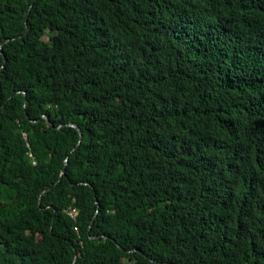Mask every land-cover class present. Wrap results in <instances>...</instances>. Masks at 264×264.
Masks as SVG:
<instances>
[{"label":"trees","instance_id":"1","mask_svg":"<svg viewBox=\"0 0 264 264\" xmlns=\"http://www.w3.org/2000/svg\"><path fill=\"white\" fill-rule=\"evenodd\" d=\"M0 47V264H264V0H0Z\"/></svg>","mask_w":264,"mask_h":264},{"label":"water","instance_id":"2","mask_svg":"<svg viewBox=\"0 0 264 264\" xmlns=\"http://www.w3.org/2000/svg\"><path fill=\"white\" fill-rule=\"evenodd\" d=\"M0 50H1V53H3V51H2V47H0ZM48 120V123H49V125L51 126V127H53V125H52V123L49 121V119H47ZM70 126H72V127H74L75 129H77L79 132H80V134H81V140H82V131H81V129L79 128V126L78 125H76V124H72V125H70Z\"/></svg>","mask_w":264,"mask_h":264},{"label":"built area","instance_id":"3","mask_svg":"<svg viewBox=\"0 0 264 264\" xmlns=\"http://www.w3.org/2000/svg\"><path fill=\"white\" fill-rule=\"evenodd\" d=\"M75 213V212H74ZM71 216L73 215V214H70ZM77 215V214H76Z\"/></svg>","mask_w":264,"mask_h":264}]
</instances>
